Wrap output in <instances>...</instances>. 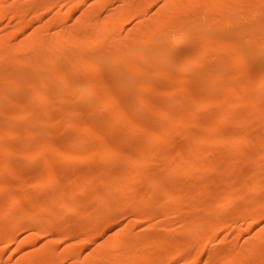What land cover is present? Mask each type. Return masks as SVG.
<instances>
[{
  "label": "bare ground",
  "instance_id": "bare-ground-1",
  "mask_svg": "<svg viewBox=\"0 0 264 264\" xmlns=\"http://www.w3.org/2000/svg\"><path fill=\"white\" fill-rule=\"evenodd\" d=\"M178 134L193 138L192 157ZM19 154L23 168H42L31 194ZM171 165L177 179L162 184ZM3 263L264 264V0H0Z\"/></svg>",
  "mask_w": 264,
  "mask_h": 264
},
{
  "label": "rangeland",
  "instance_id": "rangeland-1",
  "mask_svg": "<svg viewBox=\"0 0 264 264\" xmlns=\"http://www.w3.org/2000/svg\"><path fill=\"white\" fill-rule=\"evenodd\" d=\"M255 69L257 70V71H262V66L261 65H256L255 66ZM259 72V73H260ZM121 74H123V73H121ZM110 75V74H109ZM120 75V74H119ZM124 75V74H123ZM123 75H120V76H108L109 77V79H111V80H115V83H119L118 84V86H120V90L122 91V88H121V86H123V90H124V86H125V84H124V78L122 77ZM188 79H190V78H196L193 74L192 75H188V76H186ZM150 79H151V77H149V75H147L146 77H144V78H142V79H140L141 81V83H143V84H145V83H147V81H150ZM117 81V82H116ZM258 81L260 82L261 81V79H260V76H258V77H255V82H257L258 83ZM197 86V85H196ZM200 85H198L197 87H199ZM157 88V87H156ZM203 88H205L204 86H203ZM9 94L12 96V97H15V93L14 92H9ZM128 94V93H127ZM206 94V93H205ZM128 95H130V94H128ZM128 95H126V94H122L121 96V100L123 99V101H124V99L125 98H127V97H125V96H128ZM149 96V95H148ZM202 97H205L204 95H201ZM263 96V95H262ZM130 98V97H129ZM127 100H128V98H127ZM140 108V107H139ZM186 108V109H185ZM184 109V111H188L190 108L189 107H185ZM138 109V108H137ZM152 110V109H151ZM137 111V110H136ZM141 111V110H140ZM184 111H183V113H184ZM103 116V115H102ZM101 116V117H102ZM218 116V115H217ZM217 116H215L214 114H212L211 115V117H212V119L213 118H217ZM100 117V116H99ZM211 117H210V119H211ZM235 117H237V115H235ZM67 117H65V119H66ZM102 118H104V117H102ZM99 121H100V119L99 118H97ZM98 120H95L96 121V127H97V131H98V133L99 134H101L104 130H103V123H104V120H105V118L103 119V120H101V122H99ZM215 120V119H214ZM2 122H4L5 123V121H2ZM103 122V123H102ZM75 125H77V126H81L82 124H91V123H93V120L92 119H77L75 122ZM163 124V122L162 121H159V120H157V121H153V122H150L149 124H147L146 126V128H148L149 130H153V131H156L158 128H159V126L160 125H162ZM32 130L33 131H37L38 130V128H32ZM194 131V133H193V138H195V137H197L201 132H202V128L200 127V128H194L193 129ZM226 130H228V129H226ZM224 131H225V129H224ZM223 131V132H224ZM225 132H227V131H225ZM224 132V133H225ZM179 135V134H178ZM107 136H108V138H110V139H112L113 140V138H115V135L113 134V133H107ZM117 136V135H116ZM119 136L121 137V139H122V134L120 135L119 134ZM119 136L118 137H116V139L117 140H121L120 138H119ZM138 137H140V136H138ZM137 137V142L139 141V138ZM184 137V136H183ZM119 138V139H118ZM193 138L190 140V139H185V138H182V135L180 136H176V137H174L173 139H172V141H173V143H176L177 145H179V148H180V151H181V155H183V156H187V157H192L193 156V154L195 153L193 150H189V146L191 145V143H192V140H193ZM134 140V141H133ZM132 141H129V142H126V143H124V150H126V151H131V149H132V147L134 146V144L136 145V139H133ZM72 143V142H71ZM71 143H70V140L68 141V142H66L64 145H63V149H65V150H67V151H70L71 149H72V146H71ZM211 143H212V139H209V141H208V143H206V147L207 148H210L211 147ZM253 146L254 145H249V146H247V147H245L242 151H244L243 153H245V152H250V150H252L253 149ZM24 146H23V143H15V144H13V145H11V148L12 149H14V150H21L22 148H23ZM252 148V149H251ZM86 151V146L85 145H80V146H78L75 150H74V152H75V154L78 156V155H82L84 152ZM223 151V148H220V149H217V150H215L214 152H215V154L216 153H219V152H222ZM224 152V151H223ZM12 159H13V161L14 162H17V163H19V167H17V170L16 171H19V173L21 174L22 173V175L24 176V177H26L27 179H28V193L29 194H31L32 193V190L34 189V187H33V182H34V180L36 179V176L38 175V174H40V172H42L41 170H42V168H41V165H38V166H28L29 168H23L20 164H21V161H22V159H23V155H17V156H14V157H11ZM88 164H89V161H83V162H78V164H73V166L71 167V172L70 173H68L67 172V174L69 175V176H76V174H78L79 172H81V171H83V170H85L87 167H88ZM173 165V164H172ZM169 166V167H167L166 169H165V172H166V174H167V178L166 179H163L162 181H161V183L162 184H165V185H169V184H171V183H173L174 181H176V179H177V177L176 176H170L169 177V175L171 174V170H172V167L173 166ZM103 169H100V168H98V167H94L93 169H92V171H91V175H90V179L95 183V184H97L98 185V189H100V191L102 190V185H101V182L103 181V178H104V174H103ZM65 173V172H64ZM5 184H7V185H9V184H19L20 183V180L19 179H12V178H7V179H4V181H3ZM137 188V187H136ZM133 190V189H132ZM131 191V190H130ZM134 191H135V193H136V191H137V193H141V191L143 192L144 191V189L142 190L141 188H137V189H135L134 188ZM52 192H53V190L52 189H45V190H42L41 191V193L39 194V195H42V196H40V197H45V196H48V195H51L52 194ZM16 193V192H15ZM8 195H9V193L4 197V204H5V207H6V203H7V199L6 198H8ZM39 197V198H40ZM159 197V199H165V197L164 196H158ZM46 198V197H45ZM80 201V197L79 196H76L73 200H70L69 198H66V204H69V203H71V204H73V205H76L78 202ZM24 202H29V203H31L32 204V208H31V215L33 216V215H35V214H37V212L39 211V209L35 206V204H36V202H39V199L37 198V197H29V198H27V199H24ZM85 209H86V211L87 212H91L92 210H93V206L91 205V204H87V206L85 207ZM57 210L60 212L61 211V208H60V206H58V208H57ZM74 213H67V214H64V215H62V216H60L59 218H58V221H60L59 223H62V222H66V221H71V220H73L74 219ZM48 216L46 215V218H47ZM122 219V218H121ZM124 219V218H123ZM121 221V220H120ZM122 222V221H121ZM9 252V251H8ZM7 252V254L5 253V255L6 256H4V259H3V261H5V259L6 258H9L8 257V255H9V253H11V251L8 253ZM207 255V254H206ZM4 264V263H3Z\"/></svg>",
  "mask_w": 264,
  "mask_h": 264
}]
</instances>
